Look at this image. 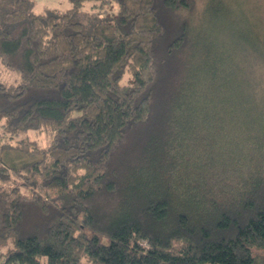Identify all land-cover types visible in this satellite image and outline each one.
Segmentation results:
<instances>
[{
  "label": "trees",
  "instance_id": "obj_1",
  "mask_svg": "<svg viewBox=\"0 0 264 264\" xmlns=\"http://www.w3.org/2000/svg\"><path fill=\"white\" fill-rule=\"evenodd\" d=\"M98 1L119 15L85 31L0 0L20 76L1 134H53L0 146V264H264V39L243 1L201 19L200 0Z\"/></svg>",
  "mask_w": 264,
  "mask_h": 264
},
{
  "label": "rangeland",
  "instance_id": "obj_2",
  "mask_svg": "<svg viewBox=\"0 0 264 264\" xmlns=\"http://www.w3.org/2000/svg\"><path fill=\"white\" fill-rule=\"evenodd\" d=\"M209 0H200L197 5L196 9V16L200 19L202 18V14L207 6ZM244 3V7L240 8V11L243 13L244 18H246L251 26L253 27L254 31L264 39V0H242ZM240 3V6L243 5ZM24 6L27 11H33L36 13H64L70 11L72 9V3L70 0H25ZM246 8V9H245ZM119 15V7L116 2L112 4H107V6H103V4L98 1H89L84 3V5L79 8L77 11H70V20L74 22H79L84 26L85 31L91 30L96 22L99 19L105 18H113ZM200 30H204L203 33L209 35L208 39H212V36L215 33V30H212V19L205 23V19L203 23L199 25ZM210 26V30L208 27ZM234 31V27H232ZM225 33V32H224ZM236 33V32H235ZM226 35V33H225ZM226 39L230 36L226 35ZM228 37V38H227ZM234 39V38H232ZM229 41V40H227ZM129 79V75L126 74L123 82L125 83ZM264 81V78H263ZM20 82V76L17 72L7 69L3 63L0 61V84L4 85H16ZM264 86V82H263ZM0 128V146L3 144L10 143L11 145H17L20 141L29 139L35 140L43 147H47L51 142L53 137L52 132L49 129H45L41 132H34L30 131V133H24L18 135L16 137H12L11 135L2 133ZM5 156L8 159H16V160H23V154L18 151H7ZM19 157V159H17ZM19 162H22L20 161ZM21 164V163H19ZM12 183H8L7 186H10ZM16 184H20V181L17 180ZM0 185H4L0 183ZM254 254L258 256L264 257V250L254 249Z\"/></svg>",
  "mask_w": 264,
  "mask_h": 264
}]
</instances>
